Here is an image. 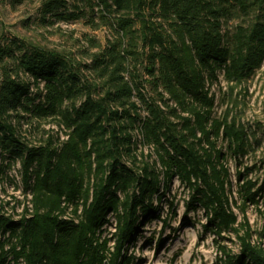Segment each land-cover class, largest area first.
<instances>
[{
    "label": "trees",
    "instance_id": "trees-1",
    "mask_svg": "<svg viewBox=\"0 0 264 264\" xmlns=\"http://www.w3.org/2000/svg\"><path fill=\"white\" fill-rule=\"evenodd\" d=\"M83 2L70 10L66 0H45L43 7L59 20L85 19L111 31L104 45L87 38L97 49L83 52L88 63L20 37L0 42V184L19 162L33 206L32 216L15 224L0 212V232L17 226L0 242V264L11 255L26 264H131L128 245L173 176L192 192L189 210L206 212V227L238 237V253L220 246L221 264H264V245L250 229L240 233L229 168L217 148L222 138L244 155L248 135L228 116H212L207 86L219 73L241 83L264 62V0ZM235 17L245 23L230 33L224 22ZM34 120L56 122L67 138L32 144L22 127ZM138 142L153 148L162 171L138 159ZM244 176L237 172L239 181ZM255 185H240L244 201L258 202L264 182Z\"/></svg>",
    "mask_w": 264,
    "mask_h": 264
},
{
    "label": "rangeland",
    "instance_id": "rangeland-1",
    "mask_svg": "<svg viewBox=\"0 0 264 264\" xmlns=\"http://www.w3.org/2000/svg\"><path fill=\"white\" fill-rule=\"evenodd\" d=\"M43 1L0 0V42L12 36L20 37L27 43L49 50L74 54L88 63L83 52L92 53L97 49L91 46L87 38H94L104 45L111 31L107 27L94 29L85 19L59 20L44 13ZM66 1L70 10L74 9V5L84 7L83 0ZM244 21L243 17H235L224 22V28L231 33L237 24ZM142 75L147 76L145 72ZM22 79L29 80L26 75H22ZM207 86L210 95L214 96L212 116L220 119L228 116L229 120L242 125L248 135V150L244 155L235 156L222 138L218 139L217 148L223 153V163L229 168L230 204L238 215V221L244 226L240 233L250 229L252 240L264 245V191L256 196L257 203L244 201L243 192L240 191V185L246 180L255 182V189L264 182V62L241 83H228L219 73L218 79ZM32 89L36 91L34 86ZM141 113L146 114L143 109ZM22 130L32 144H39L48 135L55 139L65 137L63 127L52 120H34L23 124ZM135 133V138L140 141L139 133ZM152 150L148 145L138 142V159L148 160L153 168L162 171L160 163L154 162L156 155ZM151 152L152 156L149 157ZM238 171L245 174L240 181L237 179ZM18 177H21V167L14 165L0 184V198L9 203L7 209L13 211L12 214L19 212L21 203L26 199L22 189L16 185L15 179L19 181ZM162 187L161 199L153 200L155 214L150 213L142 219L135 238L128 245L127 254L134 256L131 264H221L220 246L232 253L239 252V239L234 232H225L218 237L211 231V226L206 227L208 219L202 207L196 206L189 210L192 192L177 176L172 177L166 191ZM17 204L20 205L15 210ZM110 221H113L112 218ZM105 228L104 235L114 231L112 224L105 225ZM109 245L112 248L114 239Z\"/></svg>",
    "mask_w": 264,
    "mask_h": 264
},
{
    "label": "built area",
    "instance_id": "built-area-1",
    "mask_svg": "<svg viewBox=\"0 0 264 264\" xmlns=\"http://www.w3.org/2000/svg\"><path fill=\"white\" fill-rule=\"evenodd\" d=\"M67 136H65L63 139H66ZM14 165H17L18 167L20 166V163L19 162H16ZM14 165H12V167H14ZM11 167V169H12ZM18 180L17 181L15 179V181L17 182V186L18 188L22 189V194H23V197H26L25 201L22 204V207L21 209L19 210V212H15V214H12L14 213L13 211H8V206H9V203L7 202H4L1 198H0V212L1 214H4L5 216L7 217H10L11 218V221L13 222L12 224H15V222H20L21 220H23V218L25 219H28L32 216V212H33V206H32V203L30 202V198H31V195L29 193H27L26 195L23 193V188H22V179L21 177H18ZM11 204V203H10ZM20 204H17V206L15 207V210H17L19 208ZM12 206L14 207V203L12 204ZM70 210V209H69ZM81 212V209H79L78 213ZM62 218L63 219H70L71 218V215L69 213V211L67 213H65L64 215H62ZM110 218H112V220L114 221V218L111 216ZM76 222L78 221L77 219L75 220ZM114 225V224H113ZM12 228H17V226L15 227H7L6 229L2 230L0 232V242L4 241L6 238H10L11 237V233H12ZM16 239L12 237V241L14 242ZM5 250L7 249H10V246L9 245H6L4 246ZM16 250L19 251L21 250V246L19 244L16 245ZM6 264H26L24 258L21 256L19 258H14L12 255L8 258V260L6 261Z\"/></svg>",
    "mask_w": 264,
    "mask_h": 264
}]
</instances>
